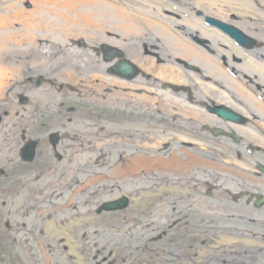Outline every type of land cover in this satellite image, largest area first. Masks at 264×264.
<instances>
[{
  "label": "rangeland",
  "instance_id": "obj_1",
  "mask_svg": "<svg viewBox=\"0 0 264 264\" xmlns=\"http://www.w3.org/2000/svg\"><path fill=\"white\" fill-rule=\"evenodd\" d=\"M189 1L172 2L182 6ZM191 2L192 8L203 10L195 6L194 0ZM256 5L260 6L259 1ZM31 7L30 1L21 5L27 11ZM254 24L259 45L246 54L264 66V26L260 17ZM120 31L116 34H122ZM192 32L191 27L182 35L190 38ZM65 35L37 38V57H18L17 70L0 73V168L8 164L14 168L0 175V264H264V253L245 247L244 252L240 248L235 254L234 243L225 249L223 243L216 244L219 237L191 235L192 195L187 194L190 187H186L188 181L177 180L192 167L155 173L149 178L128 173L137 165L136 157L164 158L169 152L160 149L170 145L182 151L175 152L180 161L186 164L192 159L186 148L178 146L183 138H173L166 131L167 120L154 113L157 104L170 106L166 100L155 95L138 102L132 95L134 100L115 98L118 104L113 108L110 94L103 90L98 98L84 90L87 88H74L72 93L73 88H57L55 82L39 88L22 83L24 76L35 73L61 80L64 69L70 63L76 64L77 58L86 61L83 66L90 60L94 69L101 67L94 62L100 57L93 52L99 41L88 45L86 55L80 56L77 50L48 42L55 37L68 47ZM155 38L156 33L147 32L144 43L147 47L155 44L164 50L169 48L167 37L159 43L152 42ZM73 56V62L68 63ZM80 70L85 72L81 68L79 73ZM246 70L251 72L246 74L252 80L251 87L264 88V69L250 66ZM19 92L28 98L23 106L17 102ZM60 102L79 108L67 118V151L60 141L52 151L46 145L42 119L43 114L46 118L55 116ZM143 103L148 106L146 110ZM59 122L54 132L63 134ZM21 128H27L28 135H40L42 140L31 164L19 165L16 161L14 141ZM113 132L117 133L116 138L110 137ZM129 136L132 145H127L128 151L120 156L115 148H124ZM44 145L49 149L45 151ZM165 173L170 174L173 184L162 179ZM182 184L184 188H178ZM172 186L177 191H165ZM121 196L129 199L126 208L96 212L102 203Z\"/></svg>",
  "mask_w": 264,
  "mask_h": 264
},
{
  "label": "flooded vegetation",
  "instance_id": "obj_2",
  "mask_svg": "<svg viewBox=\"0 0 264 264\" xmlns=\"http://www.w3.org/2000/svg\"><path fill=\"white\" fill-rule=\"evenodd\" d=\"M172 1L174 0L158 1L162 5L159 13L167 18L166 21L171 27L180 29L181 33L191 27L192 29L203 27L215 31L213 34L208 33V36H201L198 31L192 30V37L187 38L186 34L182 36L192 41V45L199 47L205 58H194L190 63H182L173 57L175 54L173 48L167 47L168 49L164 50L155 44H149L150 47H147L144 36L138 38L131 36L121 42L120 47L110 46L109 55L102 52L99 46L101 43L93 47V52L105 64L108 58V67L105 72L115 80L125 81L130 86L135 85V88L120 90L91 88L89 85L98 84L96 77L92 76L93 71L90 72V76L82 71L70 78L61 75V80L35 73L24 76L21 81L35 88L43 84L52 86L55 82L57 88L65 90L73 88L72 93L75 91L74 88L90 87L84 90L98 98L100 94L96 92L103 90V93L110 94L113 108H117L118 104L115 98L134 100L131 96L135 95L136 101L140 102L145 96L155 98L154 93L164 91L162 88L171 89L169 96L174 104L167 108L157 104L154 106V113L167 120L166 131L173 138L175 136V139L183 138L178 146L186 148L192 155V170L183 177H178L179 180H177L180 183L188 181L186 187H190L186 190L187 194L192 195L191 235L230 238L231 242L224 241L221 244L226 247L225 249L229 247V243H234L232 244L234 246L236 244L235 254L239 253L240 248L241 253L244 252L245 247L250 251L264 253V88L251 87L252 80L250 81L246 75L251 72L243 71V69H249L251 65L242 68L244 59L254 62L246 52H251L259 43L253 38V47L245 49L221 27L211 22L214 20L239 28L236 13L222 18L221 15L212 16L205 14L203 10L192 8V0L182 6H177ZM155 39L156 41L152 42L159 43V40ZM134 40L141 43L135 45L132 43ZM71 44L80 48L85 47L82 38ZM77 54L78 56L83 54L80 53L79 48ZM144 57L154 58L157 64H163L161 62L163 61L175 65L181 70L187 84L169 83L157 78L154 74L146 73L139 65ZM87 62L92 66V61ZM126 62L134 64V73L118 70V67L125 65ZM84 63L86 61L77 58L76 64L83 66ZM212 69H214L213 72L217 71L210 74ZM197 81H202V84ZM27 101L28 98L22 93L17 94V102L20 106L25 105ZM122 103L126 104L125 101ZM144 107L145 110L148 108L146 104ZM76 108L79 107L61 103L59 109L54 112L55 116L46 118V114H43L45 117L42 119V125L48 141L46 145L51 146L49 148L52 151H55L58 141L67 151L70 141L66 129L67 118L70 117V113L75 112ZM80 118L85 119L83 115ZM58 121H60V130L64 131L63 134L54 132L58 128ZM132 121V119L129 121L130 125ZM116 134L113 132L110 137L116 138ZM129 137L125 140L124 148L123 146L115 148L116 145H114L115 151L120 156L128 151L127 145H132V136ZM40 139V135H28L27 128L18 130L14 148L17 150L15 156L19 165L31 164L36 159L42 141ZM30 144H33L32 158L28 160L26 157ZM49 148L45 147L44 150ZM160 150L169 152L168 154L182 152L180 148L172 145ZM4 167L0 168L1 176L3 172L14 169L12 164ZM169 175L165 173L162 179L173 184L175 181ZM174 187L176 186L165 188V191H177ZM178 188H184V185Z\"/></svg>",
  "mask_w": 264,
  "mask_h": 264
},
{
  "label": "bare ground",
  "instance_id": "obj_3",
  "mask_svg": "<svg viewBox=\"0 0 264 264\" xmlns=\"http://www.w3.org/2000/svg\"><path fill=\"white\" fill-rule=\"evenodd\" d=\"M32 2L30 10L22 9L23 2ZM159 0H0V73L10 70H17L15 60L18 57L29 59L37 57V38H46L51 34H66L65 38L71 42L82 38L85 47H75L71 44L57 42L52 37L48 42L62 45L64 49L77 50L86 55L88 45L94 41L101 44L120 47V43L128 37H141L148 33H156L157 40L167 37V46L175 50L173 57L191 62L194 58H205L199 47L192 45V41L184 39L180 29L173 28L167 23V18L159 13L161 3ZM204 1V2H203ZM259 1V5H256ZM196 7L202 6L203 12L212 16H223L225 18L232 13L238 16V27L252 38L257 34L254 22L260 17L264 26V0H194ZM131 5H133L131 7ZM153 5V6H152ZM169 5V4H168ZM167 5V6H168ZM199 21V20H197ZM259 21V20H258ZM121 30L122 34L116 35V31ZM193 30V29H192ZM199 35L208 36V33L215 31L200 27ZM70 33V34H68ZM97 35L94 36V34ZM66 41V39H65ZM72 43H74L72 41ZM92 49V48H91ZM90 49V50H91ZM237 51V50H236ZM242 53L241 51H237ZM157 59H159L157 57ZM74 56L70 59L73 62ZM94 60V59H93ZM160 60V59H159ZM90 61V60H89ZM14 62V63H13ZM99 69H94L89 63L87 66L73 63L68 69H64L63 75L72 77L78 74V67L85 69L87 75L94 72L97 85H89L91 88H135L122 80H115L107 71V62L95 61ZM135 62V61H133ZM157 64L154 58L144 57L139 63L143 71L154 74L157 78L167 82L186 85L181 70L170 63ZM67 63V64H68ZM71 64V63H70ZM89 65V66H88ZM252 66L255 69H264L262 64L254 63L251 60H243L244 66ZM264 65V64H263ZM214 69L215 66H213ZM90 69V70H88ZM100 69L104 71H100ZM210 72V74L215 72ZM82 71V70H80ZM84 71V70H83ZM246 73V69H243ZM202 81L197 83L202 84ZM87 87V88H90ZM159 93H154L166 100L167 104H174L170 99L171 89H163ZM149 91V90H148ZM98 90L96 93L101 94ZM146 98V96L144 97ZM182 153V152H181ZM180 154V153H178ZM189 154H187L188 156ZM151 157V156H150ZM192 158V157H191ZM136 166L128 170L131 176L138 178L154 177L155 173L163 171H182L192 167V159L186 164L180 161L175 153H170L164 158L153 156L147 158L136 157ZM231 242L230 238H220L216 244ZM73 251V250H72Z\"/></svg>",
  "mask_w": 264,
  "mask_h": 264
},
{
  "label": "water",
  "instance_id": "obj_4",
  "mask_svg": "<svg viewBox=\"0 0 264 264\" xmlns=\"http://www.w3.org/2000/svg\"><path fill=\"white\" fill-rule=\"evenodd\" d=\"M212 23L217 24L219 27H221L224 31H226L227 33H229L230 36H232L233 38H235V40L237 41V43H239L240 45L246 47V48H250L253 45V40L251 38H249L248 36H246L241 30L230 26V25H226L214 20H211ZM105 52H108V49L106 48V50H104ZM111 52V49H110ZM110 52H108V55L110 54ZM106 60H108V58H106ZM119 71H129V72H135V66L130 63V62H126L125 65H121L118 67ZM30 146V149L28 150V155L26 157V159L30 160L32 158V146L33 144L28 145ZM27 148V147H26ZM24 157V156H23ZM128 204V199L125 196H122L120 198H116V200L113 201H108V202H104L102 203L100 206H98V208H96V212L99 213L100 211H115L118 209H123L126 208Z\"/></svg>",
  "mask_w": 264,
  "mask_h": 264
}]
</instances>
